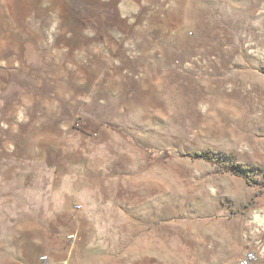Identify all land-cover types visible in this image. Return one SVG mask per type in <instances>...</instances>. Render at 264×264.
<instances>
[{
	"label": "rangeland",
	"instance_id": "obj_1",
	"mask_svg": "<svg viewBox=\"0 0 264 264\" xmlns=\"http://www.w3.org/2000/svg\"><path fill=\"white\" fill-rule=\"evenodd\" d=\"M248 253L264 264V0H0V264Z\"/></svg>",
	"mask_w": 264,
	"mask_h": 264
},
{
	"label": "crops",
	"instance_id": "obj_2",
	"mask_svg": "<svg viewBox=\"0 0 264 264\" xmlns=\"http://www.w3.org/2000/svg\"><path fill=\"white\" fill-rule=\"evenodd\" d=\"M15 34H16V36H18V38H19L20 36L25 35V31H24V29H19ZM15 34L11 32V33L8 34V35H9V36H15ZM12 41H15V40L12 39ZM13 46H15V49H18V48H21V46H23V43L20 44V43L18 42V40H17V42L14 43ZM1 47H2V46H1ZM249 226H250V225H249ZM249 226H246V227H249Z\"/></svg>",
	"mask_w": 264,
	"mask_h": 264
},
{
	"label": "built area",
	"instance_id": "obj_3",
	"mask_svg": "<svg viewBox=\"0 0 264 264\" xmlns=\"http://www.w3.org/2000/svg\"><path fill=\"white\" fill-rule=\"evenodd\" d=\"M252 254H246V256L240 260L239 264H248L252 260Z\"/></svg>",
	"mask_w": 264,
	"mask_h": 264
}]
</instances>
